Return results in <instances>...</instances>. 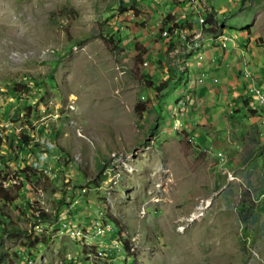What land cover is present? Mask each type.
<instances>
[{
  "label": "rangeland",
  "instance_id": "rangeland-1",
  "mask_svg": "<svg viewBox=\"0 0 264 264\" xmlns=\"http://www.w3.org/2000/svg\"><path fill=\"white\" fill-rule=\"evenodd\" d=\"M123 1L0 0V264H264V122L232 106L238 84L187 93L176 118L183 80L147 82L183 78L198 46L161 35L162 2ZM184 7L213 20L242 89L261 88L264 0ZM29 206L47 215L35 229Z\"/></svg>",
  "mask_w": 264,
  "mask_h": 264
},
{
  "label": "crops",
  "instance_id": "crops-1",
  "mask_svg": "<svg viewBox=\"0 0 264 264\" xmlns=\"http://www.w3.org/2000/svg\"><path fill=\"white\" fill-rule=\"evenodd\" d=\"M155 2V1H154ZM161 3V7H164L163 13L166 14V16H170L172 20L168 22L166 26H171L174 23H183L184 21H187L188 30L193 28V25H197L196 22V15L201 14H194L189 16V10L185 13L182 12V10H185V5H187V0H158L156 3ZM160 4V3H159ZM182 9V10H181ZM148 11L151 14V21L154 22L156 25L161 24L160 29L164 28L163 24L166 22L164 14V20H160L162 10L158 9H148ZM186 16V17H184ZM203 16V15H202ZM206 20V18H205ZM198 28V26L196 27ZM204 28H206V24L203 25L202 32L207 36H202L199 40L192 41L193 43L189 44V41H184L187 45L191 46H198V51L196 50L190 58L187 59L186 68L184 69V76L182 78L183 83L187 86L188 90L186 92V98H185V104L184 106H180L183 108L182 110L184 112H180L176 118L182 117V121H184L183 117L188 112V106L191 105L195 100L197 96H201L204 92H211L215 96L217 95L219 90H222L223 88L228 89V86L233 85H240L239 91L234 93V96L232 97L231 104L234 106V108H240L242 109V99H249L248 106L250 110H245V114L248 115V118L251 122H255L257 125L259 123L264 122V108L253 105L252 101L250 100V93L248 91L243 90L242 87L245 84V82L241 79H238L236 75H230V71L226 72V65H230L231 67L236 65V55H233L230 52L227 53H221L222 49H218V47H214V39L210 35L207 34V32L204 31ZM176 27H173V34L172 35H181L179 31L175 30ZM193 31V29H192ZM192 31L190 33L192 34ZM188 35V34H187ZM171 37V36H170ZM169 37V38H170ZM230 43H228L229 45ZM212 47V49H208ZM202 49L204 50L202 52ZM232 49V48H230ZM226 50V49H225ZM241 60H245V58H241ZM240 61V60H239ZM241 63V62H240ZM238 70V69H237ZM233 71V69H231ZM204 75V80L202 81V76ZM198 77L201 78V82H199ZM246 81H248L249 85L253 83V81H250V78H246ZM259 85L261 87V91L264 94V81L260 82V79L258 80ZM243 91V93H242ZM195 94V98H191L190 101H188L189 96H187V93ZM247 93V94H246ZM217 97V96H215ZM237 104V105H236ZM241 114V112H239ZM208 115V114H207ZM218 115V113H217ZM222 115V114H221ZM220 115V116H221ZM219 116V117H220ZM209 118V117H208Z\"/></svg>",
  "mask_w": 264,
  "mask_h": 264
},
{
  "label": "trees",
  "instance_id": "trees-1",
  "mask_svg": "<svg viewBox=\"0 0 264 264\" xmlns=\"http://www.w3.org/2000/svg\"><path fill=\"white\" fill-rule=\"evenodd\" d=\"M123 0H120V4L121 5H123L124 6V4L125 3H123L122 2ZM182 2H183V0H182ZM183 4H184V2H183ZM165 20H166V22L163 24V27L164 28H162V29H160V31L162 32V30L163 29H167L168 30V32L170 31V27L169 26H166L167 24H168V22H170L171 20H172V18H170V16H166L165 17ZM167 23V24H166ZM171 23V22H170ZM183 24L184 23H174L173 24V27H176V29L175 30H177V31H179V29L181 28V27H183ZM206 24L208 25L209 24V26H211V27H214V22H213V20L211 19V18H209V17H206ZM211 27H209V28H207V30H206V32H210V31H212L211 29ZM176 72V70L175 71H173V73H175ZM178 75H179V77L176 79V80H173L172 78H168V79H166V80H164V81H157V80H155L153 77L152 78H150L149 79V81L147 82V85H149L150 86V88L152 89V90H154L156 93H163V92H166L168 89H169V87H170V85H172V84H174L175 82H179V81H181L182 80V77H181V75L178 73ZM15 88H12L10 91H12L13 93L15 92V90H14ZM248 101H249V99H242V102H241V104H242V109H240V108H235V110L237 111V112H241V111H245V110H250L249 108H247V106H248ZM251 111V110H250ZM28 138H29V136H24L23 137V142H25V141H27L28 140ZM16 139V141H22L21 139H18V138H15ZM34 147V146H33ZM53 147H55L57 150H59L60 151V153H63V154H65V157L67 158V156H68V154H67V152L63 149V148H61L60 146H53ZM35 148V147H34ZM29 154L31 155V157H34V158H36V156L34 155V154H32V151L30 150V152H29ZM1 159H4L5 161H4V164H3V166L4 167H6V165H8L11 161H12V159L14 160V158H13V156H10V155H7V156H0V160ZM1 173H2V170H0V178H1ZM13 175L15 176V177H19V178H17V179H22L23 178V175L24 176H26V179H28L27 178V176L29 177V173H28V170H16V171H14L13 172ZM5 180H7V178H5V176L4 177H2L1 179H0V198L2 199V200H5V201H7V202H9V201H11L12 200V198H10V197H8L6 194H7V191L8 190H6L5 188H3V181H5ZM29 181V180H28ZM26 183L27 184H29V183H32L31 181H29V182H27L26 181ZM33 184H31V186H32ZM29 205V204H28ZM29 209H30V212H31V214H30V219L32 220V225H35V224H37V223H40V221L41 220H46L47 219V215H46V213L43 211V210H39L38 211V214H37V216H35L34 215V212L33 211H31V210H33V208L31 207V206H29ZM35 211V210H34ZM0 224H6L5 223V220L1 217L0 218ZM115 238H116V236H115ZM125 247H126V245H125Z\"/></svg>",
  "mask_w": 264,
  "mask_h": 264
},
{
  "label": "built area",
  "instance_id": "built-area-1",
  "mask_svg": "<svg viewBox=\"0 0 264 264\" xmlns=\"http://www.w3.org/2000/svg\"><path fill=\"white\" fill-rule=\"evenodd\" d=\"M153 1L156 2L157 0H153ZM195 18H196L198 28L196 30L192 31V35H193L192 41H195L200 37V35L202 33V28H203L204 22H206L205 18H203L202 15H197ZM172 34H173V25L170 26L169 32L167 29H163L161 32V35L166 39H169V37L172 36ZM220 35H221L220 45H221V47H225L227 42L230 41V38H228L225 34H220ZM143 64L146 65V62L144 61ZM201 76H202V81H203L204 75L202 74ZM250 100L252 101L253 105L264 108V94L262 93L261 88H257V87L253 86L250 89ZM180 105H184L183 100L180 101ZM228 173H230V172H228ZM66 224L69 225V228L71 227V229H72V225L70 223H66ZM37 226H39V225H34L33 229H35ZM93 226H94V228L95 227H103L97 221L93 223ZM103 228H106V227H103ZM72 233H74V232L72 231ZM76 235H77V237L83 236V234H77V233H76Z\"/></svg>",
  "mask_w": 264,
  "mask_h": 264
},
{
  "label": "bare ground",
  "instance_id": "bare-ground-1",
  "mask_svg": "<svg viewBox=\"0 0 264 264\" xmlns=\"http://www.w3.org/2000/svg\"><path fill=\"white\" fill-rule=\"evenodd\" d=\"M180 37H181V39L184 40V41H189V43H190V42L193 43V42H192V39H190L189 36H188L187 34H181ZM191 37H192V36H191ZM191 45H193V44H191Z\"/></svg>",
  "mask_w": 264,
  "mask_h": 264
}]
</instances>
